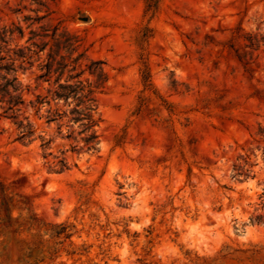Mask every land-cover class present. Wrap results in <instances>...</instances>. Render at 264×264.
I'll use <instances>...</instances> for the list:
<instances>
[{
	"label": "rangeland",
	"instance_id": "obj_1",
	"mask_svg": "<svg viewBox=\"0 0 264 264\" xmlns=\"http://www.w3.org/2000/svg\"><path fill=\"white\" fill-rule=\"evenodd\" d=\"M2 28L0 264H264V0H0ZM80 81L90 131L54 96Z\"/></svg>",
	"mask_w": 264,
	"mask_h": 264
},
{
	"label": "trees",
	"instance_id": "obj_2",
	"mask_svg": "<svg viewBox=\"0 0 264 264\" xmlns=\"http://www.w3.org/2000/svg\"><path fill=\"white\" fill-rule=\"evenodd\" d=\"M3 29V28H2ZM0 29V40H4L5 39V32L7 30L5 29ZM248 41L249 44H246V47H253L256 46L255 48H253L254 50H258L259 49V43L261 41H264V35H261L259 33H254V34H250L248 36ZM99 63V62H97ZM97 70H90L91 74H94ZM98 79L100 80H104V74L103 71L100 70L98 73ZM7 84V83H6ZM4 88L6 85H3ZM90 86V85H89ZM88 86V87H89ZM61 91H55L54 92V96L58 97V98H63L64 101L66 103L69 102V99L72 97L74 99H78V103L76 105V107H74L71 110V113L73 114L72 119L74 120V122H78L81 121L82 122V126H83V131H90L92 130V127L94 126V120H93V116H92V102L94 101L93 97L91 96L93 91L89 88H87V86L84 84L83 81H80L78 85H60ZM2 89L0 88V91ZM5 91V89H4ZM20 101L22 100L21 97L19 96ZM83 105V106H82ZM79 106H82L81 108H79ZM54 120V118H53ZM97 138V135L95 132L90 133V135H88L85 138V142L86 143H91L92 141H94Z\"/></svg>",
	"mask_w": 264,
	"mask_h": 264
}]
</instances>
